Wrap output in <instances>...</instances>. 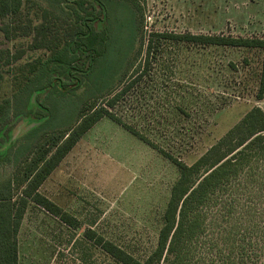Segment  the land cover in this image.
Masks as SVG:
<instances>
[{
	"label": "trees",
	"instance_id": "obj_1",
	"mask_svg": "<svg viewBox=\"0 0 264 264\" xmlns=\"http://www.w3.org/2000/svg\"><path fill=\"white\" fill-rule=\"evenodd\" d=\"M26 2L0 0V32L8 41L30 38L29 51L48 52L46 60L36 59L21 69L15 95L16 100L25 95L28 101L46 92L39 102L45 116L21 141L0 154V164L12 166L10 174L0 179V264H19V234L32 207L69 229L83 226L80 219L42 194L41 188L104 119L169 160L178 178L162 215L156 247L147 257L134 256L92 228L84 232L87 242L118 264H264V111L253 107L192 165L117 112L150 66L172 50L178 59L183 50L192 54L224 48L257 52L261 65L255 99L263 101L264 39L151 32L133 52L141 26L139 0H73L78 11L61 24L63 8L53 12L40 6L32 17ZM101 22L105 27L99 31L95 25ZM24 52L12 55L0 50V85L4 66L18 62ZM227 67L236 68L232 62ZM116 78L119 84L113 88ZM10 105V99L0 104V117ZM58 105L64 109L74 106V113L62 124L57 122ZM73 116L75 121L66 127Z\"/></svg>",
	"mask_w": 264,
	"mask_h": 264
},
{
	"label": "rangeland",
	"instance_id": "obj_2",
	"mask_svg": "<svg viewBox=\"0 0 264 264\" xmlns=\"http://www.w3.org/2000/svg\"><path fill=\"white\" fill-rule=\"evenodd\" d=\"M139 1L141 26L133 52L151 32L264 39V0ZM26 5L32 17L40 6L53 12L63 8L59 24L78 11L73 0H27ZM95 26L100 31L105 23ZM30 43V38L8 41L0 32V50L12 55L25 51L23 58L2 70L0 104L10 99L12 106L0 117V154L21 141L45 116L39 102L46 92L28 101L22 94L15 99L21 69L49 57L46 51H29ZM230 62L235 70L228 69ZM260 65L257 52L224 48L192 54L183 50L178 59L172 50L150 66L117 112L192 165L253 107L264 111V100L255 99ZM116 81L113 88L119 84ZM73 113V105L67 109L58 105V124ZM74 121L75 116L66 127ZM11 170L10 164H0V179ZM177 178V168L169 160L121 126L102 120L41 188L42 194L80 219L83 226L69 229L43 210L30 208L19 234V264H118L85 240L87 228L144 259L156 247L162 215Z\"/></svg>",
	"mask_w": 264,
	"mask_h": 264
}]
</instances>
